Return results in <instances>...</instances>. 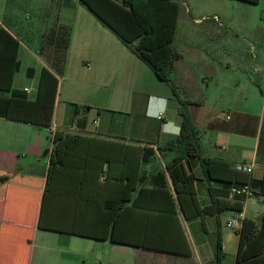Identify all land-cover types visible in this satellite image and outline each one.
Listing matches in <instances>:
<instances>
[{
    "label": "crops",
    "instance_id": "crops-1",
    "mask_svg": "<svg viewBox=\"0 0 264 264\" xmlns=\"http://www.w3.org/2000/svg\"><path fill=\"white\" fill-rule=\"evenodd\" d=\"M231 1L246 5H258L262 0H257L255 3L242 0ZM77 2L65 0V6L60 13L62 16L67 7L76 9L74 19H69L68 25L71 24L73 31L62 73L50 67L46 36L56 23L67 24V21L62 20L59 16L54 25L45 31L40 39L38 37L26 39L20 32L21 27L17 22L11 21L5 24L0 20V30L5 28L19 41L18 58L21 62L19 70L14 75L13 89L11 91L0 90V264H71L70 261L85 255L93 256L97 259L98 264H216L215 251L219 227L226 251L224 264H237L240 233L227 224L230 214L228 210H223L219 215L214 212L217 203L210 192V186L218 188L222 182L215 179L208 180L203 174L200 163L195 158L190 162L191 172L188 179L175 185L172 182L170 184L176 195L183 191L193 179L200 203L203 206L210 205L212 212L187 219L179 208V224L173 223L167 228L164 226L152 230L149 228L150 233L152 232L159 242L165 243V248L135 246L49 228V225H52L55 220L66 224L72 217L82 214L74 206H71L72 203L66 206L67 209H64L62 201L58 202L57 199L51 201L48 198L44 203L50 155L54 144L53 134L56 129H66L94 138L93 141L96 143L93 144H100L99 147L107 145V141L154 147L153 157L148 162H143L141 166V172L144 171L148 176L146 183L150 185H152L151 176L156 173L158 168H165L166 162L176 153L172 150L161 149L159 145L181 130L180 114L168 113L170 112L169 108H172L170 101L175 98L170 85L160 80L154 71L121 40L111 34L108 36L107 30L103 28L107 26L99 20L103 25L100 26L97 16L80 0ZM85 8L89 12H84ZM244 36L253 44L252 48L262 42V39ZM38 39L40 41L36 43ZM72 53L80 58L81 62L92 64L94 71L92 73L91 67L90 78L92 76L96 78L103 71L122 72L124 78L121 84L124 88L119 91L122 94L121 98L128 100L135 94L143 97L144 100L136 99L135 105L140 110L117 112L97 107L100 105H96L97 103L89 101V99H85V103L82 104L78 99L81 97L77 96L85 94L87 89L79 86L68 88L66 97L60 99V75H65L66 78H75L78 73V66L76 68L72 64L76 62L71 57ZM258 57L259 54L256 52V59ZM182 59L183 54L180 59L175 61L173 74H183V80L181 83L173 81L179 87L181 94L182 92L185 94V96L181 95L183 98L195 102L190 105V112L200 130L204 154L225 158L234 165L237 162L251 163L253 165L251 173L256 177H262L264 175V106L259 113L242 112L234 120L236 124L245 127L248 132L244 134L245 136L253 138L252 148H244L241 141L232 138L231 135L225 137L214 135L206 138L204 131L209 123L205 122L198 113L200 109L196 102L198 99L188 97V90L195 84L196 77L190 66L179 64ZM25 67L26 75L30 79L18 84L17 74ZM43 67L51 69L59 79L51 125L39 126L32 122L7 117L5 115L6 106L11 96L36 98ZM255 68L262 71L263 66ZM74 78L73 80H75ZM27 81H29V85ZM91 87H88V93L94 98L98 97V92ZM187 88L189 89L187 90ZM30 91H35L33 97H29ZM176 101L179 105L177 99ZM125 102L127 103V101ZM76 104L79 107H76ZM91 113L97 122L94 123V126L89 127L87 117ZM80 153L83 156L89 154L84 146ZM82 160L84 161V159ZM119 163L112 167V172L133 170L130 163L123 164L122 161ZM96 166L99 167L100 164H96ZM106 168L107 162L103 164V169ZM79 170L82 171V168ZM101 179H104V175H101ZM86 184L83 197L80 199L77 193V197L73 198L74 202H86L89 195L96 194L98 188L95 181L90 180ZM59 185L64 188L71 186L77 188L80 183L76 177L72 180L60 178ZM105 191L107 192V189ZM256 197L259 201L250 200L252 196L243 201L244 218H251L261 225L264 216V195ZM83 214L84 219L92 217L90 209L85 210ZM41 220H44V223H41ZM142 228L144 229L143 224ZM96 241L101 243H96ZM174 244H178L181 250L190 248L191 251L189 253L169 251L168 249ZM259 264L264 263L260 262Z\"/></svg>",
    "mask_w": 264,
    "mask_h": 264
},
{
    "label": "trees",
    "instance_id": "trees-1",
    "mask_svg": "<svg viewBox=\"0 0 264 264\" xmlns=\"http://www.w3.org/2000/svg\"><path fill=\"white\" fill-rule=\"evenodd\" d=\"M80 1L104 25L112 29L122 43L146 63L160 80L170 85L174 97L179 102L181 130L159 145L161 149L176 153L166 162L165 168H158L151 176L150 185L146 183L148 176L144 171L141 172V166L143 162H148L153 157L154 147L107 141L108 144L100 148V144H93L96 143L93 141L94 138L66 129H56L53 134L54 144L50 155L44 203L48 198L51 201L57 199L58 202L62 201L64 209L72 203L71 206L82 214L72 217L66 224L55 220L49 228L135 246L165 248V243L159 242L158 238L150 233L149 228L152 230L161 226L167 228L173 223L179 224V208L187 219L212 212L210 205L203 206L200 203L193 179L176 195L172 190L170 182L175 185L188 179L191 172L190 162L194 158L200 163L208 180L222 182L218 188L210 186V192L217 203L214 212L218 215L223 210H243V201L248 197L241 194L232 195L233 184L249 183L258 194L255 196L264 195V175L256 177L252 171L239 169L225 158L204 154L200 130L190 112V105L195 102L181 96V91L172 78L174 63L182 57V52L174 45L180 14L179 1ZM71 32L70 25L58 22L46 36L50 47L48 56L50 67L59 73H62L67 60ZM19 47L17 38L5 28H1V91L13 89L14 75L21 65L18 58ZM58 86L59 79L55 73L43 67L36 98L11 96L7 101L5 115L39 126H50ZM76 107L79 106L76 104ZM82 146L86 147L88 155L83 156L80 153ZM120 161L123 164L130 163L133 170L112 172V167L118 165ZM105 162L107 168L104 170ZM79 168H82V171ZM101 175H104V179H101ZM75 177L79 180V187H60V178L72 180ZM90 180L95 181L98 188L96 194L89 195L86 202H74L73 198L77 197V193L80 199L83 197L86 182ZM88 209L92 211V217L84 219L83 213ZM42 222L44 223V220H41ZM217 233L216 264H224L226 251L220 227ZM239 233L237 264L264 263V216L261 225L245 217ZM168 250L178 253L191 251L190 248L181 250L178 244H174Z\"/></svg>",
    "mask_w": 264,
    "mask_h": 264
},
{
    "label": "rangeland",
    "instance_id": "rangeland-1",
    "mask_svg": "<svg viewBox=\"0 0 264 264\" xmlns=\"http://www.w3.org/2000/svg\"><path fill=\"white\" fill-rule=\"evenodd\" d=\"M179 1L181 11L174 45L183 54L179 64L190 66L193 75L195 74L196 85L187 88L188 97L198 99L196 101L200 106L198 113L209 123L206 130L204 129V134L206 138L214 135L223 137L231 135L232 138L240 140L244 148L250 149L253 147V138L245 136L244 134L248 133L245 127L236 124L234 120L242 112L259 113L264 106V0L258 5H246L231 0ZM64 2L65 0H0V20L5 24L17 22L21 27L20 32L26 39L37 37L40 39L59 16L68 22L66 25L70 23L69 19H74L76 9L73 7L65 8V13L61 16ZM83 10L89 12L86 8ZM98 22L103 26L99 19ZM103 28L107 30L108 36L111 34L120 40L112 29L105 26ZM244 35L252 39H262V42L252 48L253 44ZM39 39L36 43H39ZM46 46L49 52L50 47L48 44ZM256 52L259 54L257 59ZM71 57L76 61L72 64L76 68L78 66V73L75 78L60 75V99L66 97L68 88L79 86L87 89L85 94L77 96L81 97L78 99L82 104L85 103V99H89L100 105L97 107L117 112L140 110L135 105L136 99L142 100L143 97L135 94L128 100L121 98L122 94L119 91L124 88L121 84L124 78L122 72L103 71L96 78L95 76L90 78L91 67L92 73L94 71L92 64L81 62L74 53ZM256 66L259 68L263 66L262 71L256 70ZM182 76L183 74L174 73L172 78L176 83H181ZM28 79L30 78L26 75L25 67L17 74L16 80L20 84ZM27 84L29 85V81ZM90 86L98 92V97L94 98L88 93ZM34 94L35 91L28 93L29 97H33ZM181 95L185 96L183 92ZM178 106L176 99L173 98L170 101L172 108H169L168 113H178ZM94 123L96 122L93 113L88 114V126L92 127ZM252 199L259 201L256 196H252L250 200ZM96 260L93 256L85 255L70 262L98 264Z\"/></svg>",
    "mask_w": 264,
    "mask_h": 264
},
{
    "label": "built area",
    "instance_id": "built-area-1",
    "mask_svg": "<svg viewBox=\"0 0 264 264\" xmlns=\"http://www.w3.org/2000/svg\"><path fill=\"white\" fill-rule=\"evenodd\" d=\"M28 91V89H26ZM95 122L97 120L95 119ZM235 166L239 169H244L247 171H252L253 170V165L248 162H237ZM231 194H241L244 195L245 197H250V196H255L258 195L256 194L255 190L249 183H243V184H233L231 186ZM260 196V195H259ZM229 217L227 219V224L229 226L234 227L238 231L240 230L243 219H244V212L243 210H230L229 211Z\"/></svg>",
    "mask_w": 264,
    "mask_h": 264
}]
</instances>
